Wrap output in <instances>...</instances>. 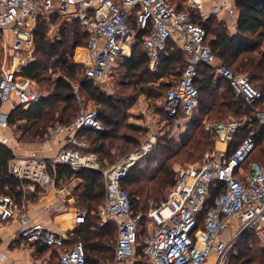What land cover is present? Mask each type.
I'll return each instance as SVG.
<instances>
[{
  "label": "built area",
  "instance_id": "built-area-1",
  "mask_svg": "<svg viewBox=\"0 0 264 264\" xmlns=\"http://www.w3.org/2000/svg\"><path fill=\"white\" fill-rule=\"evenodd\" d=\"M185 3L186 7L179 10L169 0H0V44L6 49V59L9 51L13 57L12 66L5 63L0 70V142L14 152L8 172L29 181L32 190L40 187L46 193H58V164L70 165L75 171L85 168L100 171L106 187V201L99 209L101 224L114 221L118 230L115 241L107 244L114 256L105 264H207L210 261V264H229L235 242L246 230L254 231L264 246V164L252 161L246 167L256 149L252 129L255 121L264 125V108L254 107V117L244 119L249 121V132L232 151L229 145L242 122L233 117L205 122L214 147L201 160L180 167L167 196L150 209L147 217L151 229L144 241L143 255L138 249L142 216L133 213L131 198L122 181L131 166L153 149L155 141H147L134 154L108 168L101 165L97 155L82 153L74 147L79 144L77 133L84 128L103 130L104 125L97 108L82 105L77 86L75 92L81 103L77 118L70 125L57 124L52 131L54 136L67 133L66 143L57 153L43 157L35 150L26 154L15 152L17 145L7 106L29 107L48 95L36 79L23 75L21 70L37 60L34 29L38 19L57 13L69 20L79 18L82 31L88 35V44L82 47L85 56L77 61L84 66L87 77L96 81L106 78L119 59L131 53L137 28L146 31L143 49L149 56L152 72L159 71L162 54L171 38L176 37L186 64L180 79L167 92L164 105L166 115L175 121V130L182 128L196 110L199 98L196 78L203 65L209 76L225 78L237 97L254 106L262 92L244 74L235 73L219 60L207 40L206 28L192 14L203 19L209 15L200 3L194 0ZM133 18L137 28L131 22ZM55 29L52 24V37ZM218 142H225L228 147L220 149ZM219 181L224 183V189L209 207L211 189ZM44 209L55 217L61 214L55 201L46 203ZM70 209L73 227L86 222L85 209ZM10 219H19V236L27 244L62 245L68 238V230L58 232L43 223H31L14 195L0 193V220ZM235 221H239L234 227L236 232L224 240L223 232L232 228ZM212 256L215 259L211 260ZM86 262L87 251L82 240L65 249L59 258V264ZM0 264H6L3 253Z\"/></svg>",
  "mask_w": 264,
  "mask_h": 264
},
{
  "label": "trees",
  "instance_id": "trees-1",
  "mask_svg": "<svg viewBox=\"0 0 264 264\" xmlns=\"http://www.w3.org/2000/svg\"><path fill=\"white\" fill-rule=\"evenodd\" d=\"M236 6L239 14L235 33H232L225 22L219 21L216 16L210 15L203 19L193 13V19L206 28L207 40L222 62L235 73L247 74L251 83L262 92V97L254 106L247 105L243 98L234 94L231 84L225 78L215 79L206 73L204 65L200 67L196 78L200 96L199 104L191 116L187 131L181 135L182 140L179 142L175 137L160 139L147 155L131 166L128 175L122 181V186L131 198L133 213L143 215L138 236L139 254H144V241L147 237L143 243L140 242V238L150 220L148 217L146 220L145 217L151 202L156 204L164 199L165 188L173 185L177 179V172L172 164L167 162L158 166L154 164L179 153H182L180 157L182 161L202 159L206 150L214 147L212 136L205 129V118L214 117L225 120L227 118L224 117L231 113L246 114L251 112V108H264V0H237ZM178 9H183L182 5ZM131 22L137 28L134 18ZM52 24L56 26L54 40L50 35ZM145 34V30L137 28L136 42L132 46L131 56L120 59L125 69L122 78L126 80V86L118 91L120 96L115 98L114 95H108L101 90L98 85L101 80L89 79L85 71L82 75L81 68L84 70V66L75 59V51L77 47L88 44V35L82 31L79 18L73 17L69 20L58 13L51 15L50 18L40 17L34 29L36 54L39 58L23 66L21 72L25 76L36 79L42 85L49 81L50 91L46 97L29 107L19 104L10 108L9 123L14 131L22 130V136L30 134L43 138L53 123L58 122L64 126L72 124L81 109L73 84L75 80L79 85L80 96L83 97L85 94L101 108L97 110L104 129L80 130L77 133L78 140L82 143L89 142V145L74 147L82 153H93L100 160L112 159L111 161L115 156L126 155L138 147L141 142L139 137L121 132V128L126 124V112L129 107V105L124 107V104L140 94H145L148 100L155 102L166 96L169 89L182 76L186 64L181 44L176 37H173L162 54L159 71L152 72L149 67V56L143 49ZM142 55L145 57L142 58ZM50 70L51 73H49ZM172 75H180L175 83L164 81V78ZM251 113L254 117V111ZM164 114L168 122L174 125L173 118H169L165 111ZM126 127L141 133L144 131L142 126L136 124H126ZM248 132L249 121L236 132L230 144L231 151ZM252 132L256 140V149L247 160L246 167L252 161L264 164V125L255 121ZM113 150L115 153H112ZM13 156V150L0 142V193L12 194L18 202H21L29 192V189H25L29 181L9 174V162ZM118 161H113L110 166ZM143 164H147L149 169H145ZM102 166L105 167V165ZM57 179L59 183L79 180L75 186V193H78L76 195L79 201L84 203L83 208L87 211L86 222L73 230H68V238L62 245L36 243L38 251L45 254L55 249L60 258L61 248H71L77 241L82 240L87 251L86 264H105L114 256L113 250L107 244L115 241L118 230L114 221L101 224L99 209L106 201L103 174L89 168L75 171L70 165L58 164ZM223 189L224 183L221 181L212 187L211 197L207 203L209 207L214 204V198ZM59 258L57 264H59ZM229 264H264V246L254 231L246 230L236 240Z\"/></svg>",
  "mask_w": 264,
  "mask_h": 264
},
{
  "label": "rangeland",
  "instance_id": "rangeland-1",
  "mask_svg": "<svg viewBox=\"0 0 264 264\" xmlns=\"http://www.w3.org/2000/svg\"><path fill=\"white\" fill-rule=\"evenodd\" d=\"M169 1L172 4H179V3H182L183 0L182 1L181 0H169ZM51 38H52V40H54V38L52 36H51ZM135 42H136V38L133 39L132 45ZM139 48L143 51L141 46H139ZM5 51H6V49L2 46V44H0V70H1V68L3 66V64H5V63H6V66H9V67H11L12 64H13V57H12V55H10V51L8 53L7 59H6V56H5ZM144 57L145 56L142 55V58H144ZM36 58L37 59L39 58L38 55H36ZM219 60L222 61L221 59H219ZM121 61L122 60L118 61L117 65L112 69V71L110 73H108L106 78H104L103 80L98 82V85L101 87V90L104 93H106L108 95H114L115 98L120 96V95H118V91H121L122 88L124 86H126V83H125L126 80L122 78V73H124L125 69H124L123 65L121 64ZM232 68L234 69V67H232ZM81 72H82V75H84V70L82 68H81ZM49 73H51V70L49 71ZM242 74H244L246 77H248L247 74H245V73H242ZM179 76L180 75H178V76L172 75V76H169L167 78H164V81H170L171 83H175L176 80L179 78ZM49 83L50 82L48 81V82H45V85H42L41 83L38 82V84L41 87L45 88L48 91V93L50 91ZM73 84H74L75 87L79 86L78 83L75 80L73 81ZM223 88H224V85H223ZM221 91H222V89H221ZM135 95H136V93H135ZM199 99H200V96L198 98V104H199ZM82 105H84L86 107H89V108L101 109V108H99L98 105H96L94 103V101H92L85 94H83V97H82ZM128 105H129V107H128V110L126 112V114H127L126 124L140 125V126H142L144 128V131H143V133L138 132L137 130H134V129H136V127H133V126H132V128H134V129H129L128 127H126V124L121 128V132H127L131 136L139 137L141 142H140V145L138 147L132 149L128 154L123 155V156H121V155L115 156L113 158L114 162L118 161V160H120L122 158L124 159V158L134 154L138 149H140L147 142L148 139H155V141L158 143L160 139H165V137H167V138L174 137V133H175L176 140L179 141V142L182 140L181 135L184 132L183 131L181 132L180 129H177V130L173 131L175 123L173 125L172 122H168V120H166V116L164 114V111H165V107H164V105H165V96L160 98V99H158L155 102L154 100H148L146 98L145 94H140L138 96L136 95V98L128 100L127 103L124 104V107H126ZM79 107H81V103H79ZM253 111H254V108H251V112H253ZM251 112L249 111V113L238 114V115H235V114L231 113L227 117H224V118H229V117L236 118L238 121L242 122V126H243V125L246 124V122H244V119L252 117V113ZM224 118H222V119H224ZM215 119L216 120H221V118L211 117L210 119H208V118L206 119L205 118V121H210V120L214 121ZM53 125H54V123H53ZM185 131H187V127H186ZM22 133H23L22 130L14 131V134H16L18 136V138H19V140L21 142V146H22L21 149L22 150L24 148H26V147L30 148V146H32V145L35 146V147H38L40 140H43V139L47 140V139L51 138V135H48V136L45 135V137H43V138L34 137V136L30 135V134L27 135V136H22ZM85 143H86V146L89 145V142L88 143L85 142ZM206 151H208V150H206ZM112 153H115V151L113 150ZM181 155H182V153H179L177 155H173L169 159H162L161 162L158 161L154 165L158 166V165H161L164 162H167V163L172 164L175 167V171L177 172V170L180 167L185 166V165L190 164V163L197 162V161H199L201 159V158H198V159H193V160H190V161H182L180 159ZM111 160L110 159H104V160L102 159V160H100L101 161V165H105V167H109L113 163V161H111ZM107 165H109V166H107ZM142 166L145 169H149L148 168L149 166L147 164H143ZM76 185L77 184L75 182H73V181H71L69 183H65L64 181L62 183L58 182V186H57L58 189L62 187L63 191H64V192L62 191V193H61L62 196H60V200H58V201L62 202L64 200V202H66L67 205H69V206L75 205L77 209H84L83 208V204L84 203L79 201V198L76 195L78 193H75V186ZM169 187L170 186H167L165 188L164 197L167 196ZM45 195H47V197H44ZM54 197L55 196L51 195L50 192L46 193L42 189H37L36 188L34 190H29V192L26 193V196L19 203H20V205H21V207H22V209L24 211V209H25V207H27V205H30V204H31V206L32 205H36V203L42 202V201L46 200L47 198L53 199ZM154 205H155V203L151 202L150 209ZM36 206H38V205H36ZM150 209H149V211H150ZM149 211L147 212V214L149 213ZM147 214H146V217H145L146 220H148L147 219ZM52 217H55V216H52ZM55 220H56V217H55ZM55 220H54L53 224H55L56 227H59V225H57ZM149 221H150V226H149ZM237 223H239V221L233 222V227L232 228H228V229H226L223 232L222 238L224 240H228L234 235V233L236 232L234 227L237 225ZM8 227H9L8 224H6L5 222H1L0 221V235L2 233H5L4 232L5 230L9 231L10 229ZM72 228L75 229V227H72ZM150 229H151V220H148V226H147L145 232L142 233V236L140 238V242L141 243H143V240L146 237H148V232L150 233ZM1 237L2 236H0V243L4 241L3 238H1ZM110 243H113V241L110 242ZM51 246H56V245H51ZM20 247H22L23 249L34 250L33 259H34V261H38L39 264H40V262L42 264H57L58 263V258H59L58 257V252L55 249L47 251L44 254V253H41V252L38 251V247H37L36 244H30V245L24 244L23 246H20ZM239 248H240V245H239ZM65 249L61 248L59 250V253H62ZM236 249L238 250V247ZM20 255L22 257H27V250L21 251ZM213 259H215V257L212 256L211 260H213ZM210 263H211V261L209 263H207V264H210Z\"/></svg>",
  "mask_w": 264,
  "mask_h": 264
},
{
  "label": "crops",
  "instance_id": "crops-1",
  "mask_svg": "<svg viewBox=\"0 0 264 264\" xmlns=\"http://www.w3.org/2000/svg\"><path fill=\"white\" fill-rule=\"evenodd\" d=\"M194 1L197 3H200L202 5L203 10L209 16L210 15L216 16L219 21L225 22L226 26L229 28V30L232 33H235L237 31L236 25H237V19H238V14H239L238 8L236 6L237 0L228 1V2L227 1L225 2V0H194ZM174 5L177 8L180 7L181 5L183 9L184 7H186L185 0H183L182 3L174 4ZM216 9H219V11L216 12L215 11ZM82 47L83 46H79L76 48V51H75L76 60H79L80 58L84 57L86 54V51ZM131 54H132V51L126 57L124 56L123 59H127L128 57L131 56ZM7 109L9 110L10 107L7 106ZM190 121H191V117H189L186 120L183 127L180 128L181 132L182 131L185 132L186 127L188 128V125L190 124ZM57 124L59 123L56 122L54 125L52 124L48 128L49 132L46 133V136L51 135V138L47 140L46 139L40 140L38 147H35L32 145L30 146V148L26 147L22 150L21 142L18 136L13 133L14 138L16 140L15 143L17 145L15 152L19 154H26V153H29L31 150H35L40 156H43V157L54 156L57 153L58 149L66 143V138H67V133L60 134L59 136H54V134H52V131ZM174 130H175V126L173 128V131ZM174 137H175V133H174ZM149 140L155 141V139H148L147 141ZM78 143L79 144L77 145L86 147V144L80 142L79 140H78ZM154 143L156 144L157 142L155 141ZM217 147L220 149H225L228 147V145L225 142H218ZM229 149L231 150L230 145H229ZM73 182L78 184L79 180L75 179L73 180ZM28 185L25 186V189L32 190ZM62 191L63 189L61 187L60 192L58 191V193H56V191L50 192V194L54 195L55 197L53 199L47 198L46 200L42 202L36 203V205L38 206L36 205L31 206L30 204V205H27V207H25L23 212L24 214H28L30 216L31 223L40 222L58 232H65L67 230L72 229L73 223L71 219L72 213H71L70 207L71 208L75 207L76 209V206L75 205L69 206L67 205L66 202H64V200L61 202L56 199L57 197L60 198V196H62L61 195ZM44 197H47V195H45ZM50 201H55V204H57L61 210V214L59 217H56V220H55V217H52L53 215H51L44 209L45 204ZM68 207H69V211H68ZM53 219L56 221L57 225H59L60 228L56 227L55 224H53L54 223ZM0 221L8 224L9 226L8 228L10 229L9 231L4 229L5 233L1 232L2 234L0 235L2 236L1 238H3L4 240L3 242L0 243V253L5 254L6 264H39L38 261H34L33 259L34 250L23 249L22 247H20V246H23L24 244L26 245H30V244L25 243L24 240L19 236V229H20L19 219H10L8 221L0 220ZM24 250H27V257H22L20 255L21 251H24ZM40 264L42 263L40 262Z\"/></svg>",
  "mask_w": 264,
  "mask_h": 264
},
{
  "label": "bare ground",
  "instance_id": "bare-ground-1",
  "mask_svg": "<svg viewBox=\"0 0 264 264\" xmlns=\"http://www.w3.org/2000/svg\"><path fill=\"white\" fill-rule=\"evenodd\" d=\"M219 79V78H218Z\"/></svg>",
  "mask_w": 264,
  "mask_h": 264
},
{
  "label": "water",
  "instance_id": "water-1",
  "mask_svg": "<svg viewBox=\"0 0 264 264\" xmlns=\"http://www.w3.org/2000/svg\"><path fill=\"white\" fill-rule=\"evenodd\" d=\"M126 57V56H125Z\"/></svg>",
  "mask_w": 264,
  "mask_h": 264
}]
</instances>
